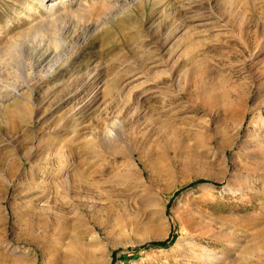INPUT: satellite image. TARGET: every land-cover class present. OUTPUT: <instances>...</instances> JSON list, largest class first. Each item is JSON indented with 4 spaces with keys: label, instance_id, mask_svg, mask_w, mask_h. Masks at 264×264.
Segmentation results:
<instances>
[{
    "label": "rangeland",
    "instance_id": "1",
    "mask_svg": "<svg viewBox=\"0 0 264 264\" xmlns=\"http://www.w3.org/2000/svg\"><path fill=\"white\" fill-rule=\"evenodd\" d=\"M55 1L0 0V264H264V0Z\"/></svg>",
    "mask_w": 264,
    "mask_h": 264
},
{
    "label": "bare ground",
    "instance_id": "2",
    "mask_svg": "<svg viewBox=\"0 0 264 264\" xmlns=\"http://www.w3.org/2000/svg\"><path fill=\"white\" fill-rule=\"evenodd\" d=\"M76 1V0H75ZM47 2H49V1H47ZM58 2V0H56L55 2H53V3H47V6L45 7L46 9H48V10H50V11H54V10H56L58 7H57V3ZM57 7V8H56ZM54 15V14H53ZM99 88V87H98ZM133 153L134 154H136L137 153V151H133ZM78 180H79V182H81V183H83V177H82V175L81 174H78ZM100 238V237H99ZM97 239V238H96ZM89 259H91V257L89 256Z\"/></svg>",
    "mask_w": 264,
    "mask_h": 264
},
{
    "label": "trees",
    "instance_id": "3",
    "mask_svg": "<svg viewBox=\"0 0 264 264\" xmlns=\"http://www.w3.org/2000/svg\"><path fill=\"white\" fill-rule=\"evenodd\" d=\"M173 243H174V239L169 240V241H166V242L154 243V244H151L150 246L142 247V248H140V250H142V249H148V248H151V247L152 248H166L170 244H173Z\"/></svg>",
    "mask_w": 264,
    "mask_h": 264
}]
</instances>
